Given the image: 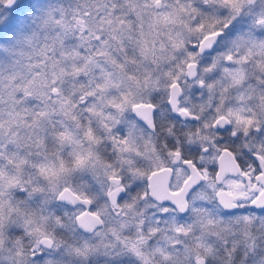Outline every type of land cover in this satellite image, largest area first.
I'll list each match as a JSON object with an SVG mask.
<instances>
[{
    "label": "snow or ice",
    "instance_id": "1",
    "mask_svg": "<svg viewBox=\"0 0 264 264\" xmlns=\"http://www.w3.org/2000/svg\"><path fill=\"white\" fill-rule=\"evenodd\" d=\"M252 4L264 23V0H0V264H35L44 256L37 243L41 249L60 247L63 241L56 237L68 233L70 253L84 264L101 247L117 248L129 222L138 231L124 244L139 264H204L203 255L213 251L206 234L217 221L215 210L197 203L209 191L224 208L244 201L264 205V139L246 145L249 165L224 143L229 137L220 139L209 131H219L224 122L237 141L255 132L264 136V40L240 36L223 59L217 57L204 69L223 65V77L207 84L210 91L221 87L211 123L207 113L213 109L205 104L194 106L204 116L182 109L194 121H205L196 138L202 149L189 155L173 145L161 159L148 151L147 142L140 144L136 125L124 119L132 111L151 122L153 94L164 91L174 100L182 81L195 75L189 70L198 68V52L233 26L224 18L234 24L237 14ZM246 81L255 83L236 97L239 104L229 107L226 94ZM121 125L127 131L117 136ZM105 143L113 148L115 163L104 161ZM141 155L152 160L147 171L132 168V157ZM125 168L144 179L142 198L163 214L172 208L183 211L191 203L200 232L176 217L142 220L133 200L122 209L128 219L106 233L117 244L82 240L77 226L92 231L105 222V209L94 204L90 182L82 174L107 184V196L115 204ZM45 193L40 206L33 207L32 197ZM49 197L75 203L77 211H53ZM234 228L239 232L224 242L217 264H229L233 255L245 262L253 254L264 257L259 253L264 217L235 216L222 231ZM256 264H264V258Z\"/></svg>",
    "mask_w": 264,
    "mask_h": 264
},
{
    "label": "clouds",
    "instance_id": "2",
    "mask_svg": "<svg viewBox=\"0 0 264 264\" xmlns=\"http://www.w3.org/2000/svg\"><path fill=\"white\" fill-rule=\"evenodd\" d=\"M47 2V0H42ZM226 24H232V27H225V35L218 38L217 41H213L211 46H205L203 52H198L197 69L189 70V72H195V75L189 74L187 76V82L182 81V90L178 92L175 99L172 100L168 94L164 91L158 90L153 95L156 96L155 108L152 111L151 122L144 120L136 112H128L124 117L125 120L134 123L138 130L139 142L141 145L148 143V151H151L154 155L165 159L169 152L173 150V145L176 149L184 150L185 154H192V150L199 147L203 148L204 145L197 142V137L201 132V127L204 120H193L192 115L185 116L182 114V109L188 107L191 113H196L194 106L205 104L207 108H212L213 112L207 113V122L211 123V117L214 113L215 101L220 100L221 96L217 93L221 92V87L217 85L211 91L207 84L215 83L223 77L224 73L221 71L223 65L211 72H205L204 69L208 67L217 57L224 58L232 50V42L240 36L251 35L256 40H264V23L261 22L259 9L255 4L251 7H247L242 13H238L233 20L224 18ZM225 64L228 62L225 60ZM200 79H205L206 83L201 85ZM255 82L246 81L244 86L240 88H232V90L226 94L228 106L232 107L240 103L236 97L242 92L246 91L247 87H251ZM212 98V103H209V99ZM200 116H204V113H196ZM127 128L123 125L118 126V131L115 132L117 136L120 133H126ZM209 131L214 133L215 137L223 139L229 137L224 143L236 149V154L244 159L249 165L251 160L244 155V150L248 143H252L256 137L264 139V136L260 132H255L254 136L250 135L248 138L241 137L238 141L235 136L231 135L229 125L221 122L219 131L215 127H212ZM102 157L105 162L115 163L116 157L113 154V148L108 143L102 145ZM203 154V153H202ZM255 155V154H253ZM111 158V159H110ZM134 164L132 168H139L142 171H147L151 165L152 160L148 155L133 156ZM86 175L85 183L90 182V188L92 189L94 204L99 208H104V223L98 224L96 229L87 231L77 226L76 234L82 239L87 240L89 243H98L101 239L105 243L117 244V241L110 238V234L106 235L108 229L122 224L126 219L124 206L135 200L139 209L140 219L151 221L154 216L164 215L168 217H176L183 224L193 225V232H200V225L197 223L195 217L196 213L193 211L192 204H189L188 208L183 211L180 209L172 208V210L163 214L161 208L156 206L154 202L150 203L149 200L142 198V192L146 187L143 178L133 175L131 168H125L122 175L124 183L120 185L121 191L117 193V203H112V198L107 196L106 188L107 184H102L98 180L92 178L91 173L82 174ZM195 187V185H194ZM196 191L199 193L200 188L197 187ZM47 193L32 197V206L39 207L43 202ZM139 197V198H138ZM53 211L59 210L64 213H71L77 211V204L70 203L69 201L52 200L49 197ZM246 205V206H243ZM243 205H238L235 208H224L219 200L209 191L207 197L203 203H197V207L208 208L215 210L214 219L217 224L214 228H210L206 234L207 243L213 251L211 254L205 253L203 255L204 264H208L211 260L212 264H217L222 259L221 252L225 248V241L229 238H234L235 234L239 232L238 228H234L231 231H222L224 222L235 216H250V217H264V205H253L250 201H244ZM165 207H172L171 204L165 205ZM111 209V211H108ZM138 229L134 223L129 222V226L120 233L121 240L118 243L117 248L109 247L104 249L101 247L94 254H92L84 264H139L137 258L127 253L124 241L136 236ZM220 233L217 235V233ZM98 233L100 234L98 236ZM72 233H68L66 236L56 237L57 241L62 240L63 243L60 247L53 245H44L43 249L40 248V244L37 243L35 247L38 252L43 251L44 256L41 261H36L35 264H43V261L55 258L58 264H80L81 258L70 253L69 248L72 246L70 237ZM191 239V237H189ZM31 243V241H26ZM148 245H146L147 247ZM241 252H244L247 248L246 243L241 244ZM107 251V255L105 254ZM123 251L125 254L121 255ZM250 251V250H249ZM259 253H264V241H261L259 247ZM7 253L4 258L6 259ZM264 258L259 254H253L246 262L237 260L235 255L230 258L229 264H256V261ZM199 264V261H197Z\"/></svg>",
    "mask_w": 264,
    "mask_h": 264
}]
</instances>
